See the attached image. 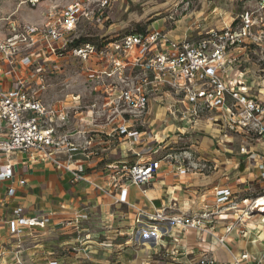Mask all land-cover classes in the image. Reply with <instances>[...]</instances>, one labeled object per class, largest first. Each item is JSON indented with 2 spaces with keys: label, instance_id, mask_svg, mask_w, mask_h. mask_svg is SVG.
I'll return each instance as SVG.
<instances>
[{
  "label": "built area",
  "instance_id": "obj_1",
  "mask_svg": "<svg viewBox=\"0 0 264 264\" xmlns=\"http://www.w3.org/2000/svg\"><path fill=\"white\" fill-rule=\"evenodd\" d=\"M4 1L0 0V6ZM40 2L18 0L31 7ZM108 6L109 0L54 3L44 12L42 22L17 23L15 35L6 30L8 15L0 14V122L6 126L0 138V181L12 179L19 163L49 162L70 174L73 182H87L116 202L128 203L130 185L143 187L155 177L162 159L178 160L177 157L167 153L163 158L148 159L137 151L141 159L111 167L113 186L106 189L88 175L87 164H92L103 152L94 145L92 133L104 136L105 143L110 144L118 136H124L132 148L136 147L141 139L139 127L144 126L143 118L156 95L162 98L161 106L171 113L180 111L183 120L212 112L210 119L226 138L232 134L248 139L264 137V104L248 96L240 82L231 77L241 49L258 51L264 63V0L245 6L234 19L224 20L221 27H211L180 40L156 28L112 36L101 44L87 42L73 46L82 35L83 19L85 23L104 27ZM68 66H74L83 77L85 92H64L56 104L45 103L41 93L53 79L66 74ZM62 84L70 87L68 83ZM72 113L89 114L91 128L84 126L83 118L80 127L65 130V122ZM241 154L249 158L257 155L245 145ZM178 161L177 170L183 174L187 171L184 160ZM14 193L15 189L9 190V195ZM214 195V209L207 206L205 211L192 216L168 215L163 209L153 213L139 209L136 223L146 224L144 234L158 226L162 231L159 238L168 235L179 239L195 230L201 236L216 237L228 247L225 235L235 224L227 225L226 233L221 235L217 233V219L233 192L217 187ZM256 200L258 196L239 202L232 200L229 208L239 213L236 223L242 224L247 217L259 213L254 206ZM20 212L17 209L15 214L19 217L8 221L12 232H21L24 227L45 229L49 223V215L41 211L25 216H20ZM82 217L83 214L76 216L68 224L78 223ZM174 229L178 231L172 232ZM248 258L249 253L242 254L235 258V264H244L242 261ZM16 262L24 264L18 255ZM189 264H215V261L203 257Z\"/></svg>",
  "mask_w": 264,
  "mask_h": 264
},
{
  "label": "crops",
  "instance_id": "obj_2",
  "mask_svg": "<svg viewBox=\"0 0 264 264\" xmlns=\"http://www.w3.org/2000/svg\"><path fill=\"white\" fill-rule=\"evenodd\" d=\"M73 1L45 0L31 7L18 0H6L0 6V14L8 15L6 30L15 35L17 23L42 22L44 12L54 3L65 5ZM230 1L233 7L227 10L226 21L234 19L245 6L257 2ZM4 6L13 9L4 12ZM217 11L216 7L214 12ZM210 27L221 26L213 24L202 29ZM157 29L165 30L176 40L193 31L188 26L175 31ZM239 55L238 66L231 72V77L240 82L248 96L264 104V63L259 59L260 53L248 48L239 50ZM56 80L53 79L41 93L47 104L54 105L63 98L62 92H55L60 85ZM161 102V96L152 97L143 118L144 126L139 127L140 142L134 148L124 136H118L110 144L105 143L104 136L92 133L94 145L103 152L92 164H87L88 175L101 187L110 189L113 186L109 175L111 167L141 159L136 155L137 151L148 159H159L172 153L178 160H184L187 171L182 174L177 170L178 160L162 159L155 177L143 187L130 185L128 203H120L87 182H73L70 174L49 162L19 163L12 179L0 181V264H17V255L24 264H189L203 257L214 260L215 264H235V258L245 253H249V258L242 261L244 264H264V214L256 213L240 224L236 223L239 213L229 208L232 200L239 202L242 198L264 196V167L261 168L264 166V137L248 139L241 134H232L226 138L218 124L210 119L212 112L183 120L180 111L171 113L161 106ZM83 118L84 126H89V114L72 113L64 129L80 127ZM5 131V124L0 122V138ZM243 145L257 154L256 157L241 154ZM196 165L200 167L198 170ZM217 187L233 192L217 219V233L221 235L226 233L227 225L235 224L225 235L228 247L216 237L201 236L195 230L179 239L165 235L152 244L140 243L146 242L147 236L144 234L146 224L136 223L139 209L148 213L163 209L168 215L184 213L192 216L205 211L207 206L208 209L216 208L214 192ZM12 188L15 193L9 195ZM19 208L20 216L35 211L48 214L47 227H24L21 232H12L8 221L19 217L15 214ZM81 214H87L88 218L68 224ZM158 231L160 237L162 231ZM88 234L90 237L86 238Z\"/></svg>",
  "mask_w": 264,
  "mask_h": 264
},
{
  "label": "rangeland",
  "instance_id": "obj_3",
  "mask_svg": "<svg viewBox=\"0 0 264 264\" xmlns=\"http://www.w3.org/2000/svg\"><path fill=\"white\" fill-rule=\"evenodd\" d=\"M216 7L219 12H214ZM231 7L233 6L230 0H109L106 11L108 19L104 27L101 29V25L89 21L85 23L83 19L80 31L82 34L90 32V35L108 34L110 37H118L139 28L152 30L161 27L175 31L188 26L193 30L189 35L195 36L197 32L206 30L202 29L203 26L205 28L213 24L222 26L227 10ZM11 8L13 9L12 6H4V12H9ZM56 82L60 85H57L55 92H85L84 79L74 66H68L66 74L59 77ZM62 82L68 83L70 87L67 88ZM198 168L200 167L196 165L195 169ZM87 218L88 215L83 214L81 219ZM158 230L160 229L152 233H158ZM152 233L148 232L146 242L140 243L152 244L155 241L154 238L151 239Z\"/></svg>",
  "mask_w": 264,
  "mask_h": 264
},
{
  "label": "trees",
  "instance_id": "obj_4",
  "mask_svg": "<svg viewBox=\"0 0 264 264\" xmlns=\"http://www.w3.org/2000/svg\"><path fill=\"white\" fill-rule=\"evenodd\" d=\"M141 31H146V29L139 28V29H137L135 31L128 32V33L141 32ZM109 37L110 36L108 34L107 35H104V36H99V35H85V34H82L79 37V39H76L74 41V43L72 45L75 46V45H79V44H83V43H87V42H93V43H99V44H101L104 41H108L109 40Z\"/></svg>",
  "mask_w": 264,
  "mask_h": 264
},
{
  "label": "bare ground",
  "instance_id": "obj_5",
  "mask_svg": "<svg viewBox=\"0 0 264 264\" xmlns=\"http://www.w3.org/2000/svg\"><path fill=\"white\" fill-rule=\"evenodd\" d=\"M254 206H255L256 212L264 214V196L259 197L258 200H256L254 202ZM156 228H157V226H156ZM153 232H155V231H153ZM152 235H153V237H151V239L154 238V240H155L156 238H159V233H157V232L156 233H152Z\"/></svg>",
  "mask_w": 264,
  "mask_h": 264
}]
</instances>
